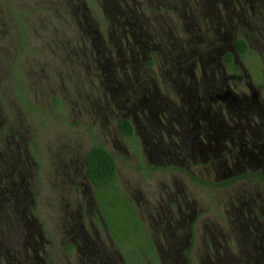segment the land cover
<instances>
[{
    "label": "rangeland",
    "instance_id": "obj_1",
    "mask_svg": "<svg viewBox=\"0 0 264 264\" xmlns=\"http://www.w3.org/2000/svg\"><path fill=\"white\" fill-rule=\"evenodd\" d=\"M263 48L264 0H0V264H264V180L212 185L264 174Z\"/></svg>",
    "mask_w": 264,
    "mask_h": 264
},
{
    "label": "trees",
    "instance_id": "obj_2",
    "mask_svg": "<svg viewBox=\"0 0 264 264\" xmlns=\"http://www.w3.org/2000/svg\"><path fill=\"white\" fill-rule=\"evenodd\" d=\"M234 48L241 55L247 53L246 43L241 39L234 42ZM224 60L227 65H230L229 55H226ZM117 129L122 136L128 137L132 133L131 125L126 118L117 122ZM82 165L84 176L93 188L95 199H97V196H100L101 190H115V192L118 193V199L120 201H125L124 197L119 195L120 192H118V187L115 183L116 168L113 156L103 146H90L83 156ZM242 177L244 176L242 175ZM237 178V176L229 177L219 183H212V185L229 184L234 182ZM196 182L205 183L199 180H196ZM131 209L133 208L131 207ZM102 220H104V218H102Z\"/></svg>",
    "mask_w": 264,
    "mask_h": 264
},
{
    "label": "flooded vegetation",
    "instance_id": "obj_3",
    "mask_svg": "<svg viewBox=\"0 0 264 264\" xmlns=\"http://www.w3.org/2000/svg\"><path fill=\"white\" fill-rule=\"evenodd\" d=\"M109 8H111V10H112V6L110 5L109 6ZM127 17H129V15L127 14V13H125L124 14V16L122 17V20L124 19H126V22H124V20H123V24H122V26L121 27H119V26H114L113 27V31L115 30V31H118L120 28H123V29H125L128 33H130L129 32V27H130V24L132 23V22H130V21H128L127 20ZM116 18L118 19V14H117V16H116ZM119 20V19H118ZM126 24V25H125ZM129 24V25H128ZM127 35V33L126 34H124V36H126ZM91 37V36H90ZM250 37H251V35L249 36H246V37H243V38H241V40H243L245 43L247 42V40L248 39H250ZM253 37V36H252ZM236 40H238V39H236ZM236 40H233V44H231V47H232V49L234 48V42L236 41ZM246 46H247V44H246ZM248 48V47H247ZM235 49V48H234ZM264 49V48H263ZM238 56H241V57H243L245 54H247V53H245L244 55H241V54H239L236 50L234 51ZM263 53H264V50H263ZM226 55H229V57H230V65H227L224 61V57L226 56ZM261 60H264V56H262V58H261ZM219 61L220 62H222V63H224L223 65H225V67L224 68H226V70H231V69H236V70H238V72H239V74L241 73L240 72V69L238 68V67H236V65L233 63V52H229V51H226L225 52V54L223 55V56H221V57H219ZM226 75V74H225ZM225 78H226V80H228V78H229V73H227V75L225 76ZM246 81H248V80H246ZM235 116H236V119H235ZM235 116H233V118H229L230 120H229V122H233V123H235L234 121H237V123H241L240 121H238V116L237 115H235ZM204 127H206V126H203L200 130L201 131H203V129H204ZM239 126H235V128H238ZM247 129H249V127H247ZM232 136H234V135H232ZM201 137H203V135H201V136H198V140H202L201 139ZM231 138V137H230ZM227 139V138H226ZM232 143H233V141H232ZM241 176V178H244L245 176H250V177H252V178H256L257 180H261V181H263L264 180V174H259V173H256V172H254V173H246V174H243V176L244 177H242V174L241 175H239V176H237V177H240ZM233 177V176H232ZM236 177V176H235Z\"/></svg>",
    "mask_w": 264,
    "mask_h": 264
}]
</instances>
